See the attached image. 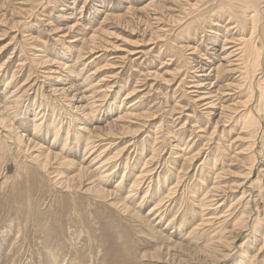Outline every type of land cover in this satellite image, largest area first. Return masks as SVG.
I'll list each match as a JSON object with an SVG mask.
<instances>
[{"label": "rangeland", "instance_id": "rangeland-1", "mask_svg": "<svg viewBox=\"0 0 264 264\" xmlns=\"http://www.w3.org/2000/svg\"><path fill=\"white\" fill-rule=\"evenodd\" d=\"M62 1L64 5L62 4L61 6L64 8V11L58 10L60 8L56 6V4L62 3L61 0H0V49H2L0 50V66L5 62V67L9 64L7 66H9L10 71L6 75L0 74V96L4 97L6 95V81L10 79L8 77H10L12 71L16 76L12 82L13 84L11 83L12 85H10L12 89L19 87L28 76L29 69L23 71L18 66L20 59L26 60V66L36 72L38 70L45 71L43 73L38 72L42 89H39L36 93L35 90H32L28 96H23L21 99L18 108L19 114L16 117V121H13L14 126L12 130L13 132L15 131L14 133H16V130L19 131L27 140L30 138L31 142L28 143V146L32 147L36 143L38 145L40 143L42 147H47V150L49 148L54 152H59L60 147L58 148L53 145L52 134L35 133L33 128L35 113L32 111L33 109L30 107V104H32L35 98L38 103L41 101L46 102L42 94L50 95L48 89H50L51 83L56 82L54 77L65 73V70L59 69L57 65H61L68 60L72 63L77 52H80L82 55L84 53V58L81 57V60L84 61L85 59L86 67L78 78L81 80L85 78L86 73H93L89 78L90 83L103 79L99 81L101 84L103 82L110 85L109 88H104L105 92H103L108 95L101 97L99 104L97 102V107L92 111L93 114L91 112L90 118L93 119H90V121L92 123L86 122V124L89 127L100 126V129H95V135L104 133L109 137L114 135L115 137L104 140L100 146H96L89 157V154L85 155L86 146L84 145V141H81L80 145H74V149L72 148L70 151L64 149L65 156L68 159L76 161V164H59L58 166V160L55 159V163H52L45 169L40 168L38 165L36 167L37 163L28 157L29 152L33 149L32 151L36 153V148L38 147H33L29 152L23 154V149L18 148L15 144L13 145L12 142H8L12 144V148L5 146L4 149L0 150V264H237L238 262V264H241L239 260L242 255V246L240 245L245 239L244 234L243 236L240 234L242 232L241 225H238L239 227L231 232L233 236H229L231 246L230 244L228 246L225 244L224 247H212L211 245L205 247L208 238L203 237V235L189 234L195 226L197 227L202 223L201 220L203 219L201 218L199 206L190 198L192 195L191 190L194 191V188L197 189V197L198 195L202 197L204 193V187L200 190L199 178H204L202 180L211 183V186L213 185V181H218L221 185H227L232 189L229 192L231 195L223 211L230 210L228 213H232V216H234L240 213L241 210V207H238L237 204L230 207L234 202L233 199L241 194L242 189H239L237 185L243 182L244 177H247L246 172L248 170H251V177L256 178L257 176H262V169H264V150L261 151L262 146H264V134L261 133L257 138V144L254 148L246 144L247 140L237 137L241 124L234 123V126L231 125L233 126V130L230 132V124L221 123L218 125L219 130L216 128L215 134L212 135L211 133L215 129L212 118L215 115H207L206 117L203 114L205 112L204 109L195 107L189 97L190 94L187 93L190 90L186 85L187 83H183V85L180 83V79L184 76V73H187V76L192 75L190 73V68L192 67L191 58L197 61L205 60L203 58L207 56V52L211 53V50L207 46L208 44H212L210 43L212 39H216L215 41L218 43L216 46L218 47L223 43V36H225L227 31L225 22H219L220 25L217 26L210 19L201 28L195 29L194 27L202 22V20H199V17L209 14L212 8H215L217 4L222 3L224 0L212 2L207 8L202 9L201 7L204 6H201L197 11V8L194 7L193 11L191 10V13L178 23L174 22L176 17L184 16L185 12H187L186 10H190L189 5L191 7V2L194 3L195 0L163 1L166 8L158 12L162 23H157L152 19L153 17L149 9L141 8L146 4L147 0H130V2L128 0V3L123 2L127 0H104L106 3H110V6L104 7L94 22L92 20H85L83 16L77 20L69 18L68 12H71V9L68 8V5L72 6L73 1L75 2V15L79 17L78 10L82 11L81 14L84 15L89 6H91L92 13L96 11L98 6L96 3L99 0ZM18 7H22V10ZM127 7H131L129 11ZM107 10L108 13L111 12L110 14L123 13L122 17L110 19L109 25H105L106 29L101 33L97 32L99 35L95 38V44L93 43L90 46L84 44L80 48V51L78 47L69 48L72 44L79 43L78 41L71 43L75 35H79L80 37L82 36L81 33H84L89 37L93 33L92 29L94 30L98 27V22L104 18V12ZM171 15L175 19L170 18ZM193 18H195V23H191ZM76 21L79 24L66 37L60 36L58 38V35L63 34V32H55L52 29L57 26L63 27V24L67 23L73 24ZM190 24L191 27L188 26ZM84 25H88L87 27L91 26V28L85 30L83 28ZM260 31L264 34L263 27H261ZM192 32L194 33V35H191L193 39H187L186 34ZM57 33L59 34L57 35ZM188 42L197 48H195L196 51L193 53L191 52L192 50L179 47ZM91 46L94 47L95 52L85 53L86 50L88 51V47ZM67 49L70 50L72 56L67 54L64 56L57 53V51L62 52L63 50L64 53H68V51H65ZM97 54L98 56L102 55V58L96 59ZM41 55L54 60L53 63L51 61L41 63L37 59ZM79 64L81 63H78L75 68L82 66H79ZM50 68L58 70V73H53L50 79L47 78L45 80L44 76H47L45 73ZM187 76L184 80L190 82L192 79ZM235 76L236 74H225L223 80L224 82H235ZM128 92L130 93L126 98ZM59 96L55 98L60 101L54 99L52 96L49 100V105H53V107L51 108L49 105L47 107L51 108L49 111L53 118L56 119V123L58 122L59 126H66L69 121L68 116H70V113H73V103H79L76 100L72 101L68 95ZM139 99L142 101L140 106H138L140 107L139 111L143 112L145 116L137 122L138 124L132 125L129 128V132H126V128L122 130L119 125L111 123V120L116 118L117 114L127 111L128 108L126 107L129 106V103ZM230 102L233 101H229L228 103ZM64 103L69 106L67 107ZM121 103L123 105L120 109L115 108V106H119ZM62 106H66L65 110L61 108ZM33 108L36 109L37 107ZM214 111L219 112L221 110L216 108ZM76 112L73 114H76L78 117L83 115L82 111H78V115ZM215 119H217V116ZM185 121L186 123L183 125ZM7 122L9 123V121ZM196 122L198 125H201L202 129L198 133L204 137H211L209 141L204 137L195 138V132H193L195 130L191 125ZM73 124L76 127L78 125V123L74 122ZM139 124L142 126H139ZM157 125H159L158 130L160 132L157 130L158 132L155 135ZM183 126L185 127L183 128ZM262 126L264 128V124ZM137 129V133L134 134ZM221 129L226 130L222 139L219 137ZM2 130L0 127V134L3 133H1ZM193 138L195 144L191 148L192 150L196 149V147V150H198L206 142L208 144L205 148H202L198 157H195L191 162H186L187 169H183L179 173V168L184 160L178 158L179 160L176 159L174 161L172 159L174 158L173 152H182L183 149L181 150V148L191 142ZM112 139H115V143L108 150L111 152L110 155L115 154L120 147L127 145V143L128 147L123 154L118 156V158H121L120 160H123H119V162H122L120 165L119 163L118 165L111 163V168L109 165V167L107 166L108 169L110 168V179L103 185L105 188L112 191L116 190L119 194L123 192L122 197L125 194L127 195L129 187L135 179L134 177L140 174L142 170L144 158H148L152 147L157 146L156 158L159 160V163L161 160L163 162L162 174L167 173V171L170 174L169 171L172 170L173 174L179 175V178L182 177L178 187L183 186V189L177 191L178 193L175 192L174 195L170 196L171 198H167V195L163 194L164 184L160 183L157 185L156 180L150 182L149 185H147L148 180L147 183H141L138 185V194L135 192L134 197L132 196L134 200L128 201L132 204L133 208L136 207L134 211L141 217L138 218L132 213L127 215L121 214L118 208L110 205L107 197H101L95 192V189L84 190L87 188L88 181L86 182V180L89 177L93 176L95 181L98 179L97 172L93 171L94 166H91L92 169L90 168L92 174L87 173L88 170L85 169L86 176H78L75 179H71L68 187L62 186L61 188V186H57L52 182L49 173L51 168H53L51 170H61L64 176L68 173L73 174V170L76 173L79 168L78 165L88 164L95 154ZM129 142H134L135 144L131 145ZM216 142L221 144V149H219L220 151L218 150L221 157L218 156L219 158L217 157L216 159L217 165L215 166V171H218L221 161H224L226 162L224 164V171L222 170L224 173H219L221 176L218 174L215 178L216 174L205 171L201 176L199 165L206 157L208 151H210V154H208L210 157L216 154V147H218ZM172 144H180L182 146L173 150L171 148ZM135 145H137L136 150L138 151H133ZM240 149H243V151L238 153ZM141 150L146 153L143 154L144 158L139 161L137 160L139 159V154L143 153L140 152ZM257 150H260V153L255 155L257 160L253 163L251 162L254 157L253 153ZM129 152L132 154L127 156ZM84 157L86 160L83 159ZM130 157L133 158L131 159ZM251 163L252 165L255 164L252 169L250 168L252 166L250 165ZM53 165H56V167L54 166V168ZM132 168H134L133 172ZM41 169L45 173L40 171ZM209 175L211 176L210 181L208 179ZM174 176L170 174V180L168 179V184L166 185L170 186L171 182L175 181ZM119 179L123 180V184L119 186L120 188H115ZM166 185L165 187H167ZM146 190L149 191L146 192ZM250 192L252 194V191ZM160 197L162 201L159 207L157 206L158 210L149 213L150 208L153 207L157 199L160 200ZM146 198L149 199L147 200ZM263 198L264 195L262 194L261 199ZM263 201H259V199L253 201L251 205L253 207L246 210L249 221L256 218L257 210L255 207L260 204L263 205ZM223 211L215 216H219ZM258 211L262 213L259 208ZM249 216L251 217L249 218ZM215 226L218 227L216 223ZM231 229V223H222L223 232L226 233ZM237 231L240 232V235H238ZM196 233L199 234V231ZM210 233L213 234L214 231L213 233L210 231ZM210 233L209 235H211ZM255 234H258L257 231ZM255 241L257 240H253L250 247L257 251L263 240L259 239V241ZM212 251L214 252L212 253ZM259 258L260 260L263 259L262 256H259ZM244 260L247 262V257H244Z\"/></svg>", "mask_w": 264, "mask_h": 264}, {"label": "bare ground", "instance_id": "bare-ground-1", "mask_svg": "<svg viewBox=\"0 0 264 264\" xmlns=\"http://www.w3.org/2000/svg\"><path fill=\"white\" fill-rule=\"evenodd\" d=\"M163 1H168V0H147L146 4L143 5L141 8L149 9L150 13L152 14V17H153L152 19L154 21H156L157 23H162V21H161L162 19L160 16H158V14H159L158 12H160V10L166 8V6L163 4ZM215 1H217V0H195L194 3H192L190 1L192 5H191V7L189 5L190 10L189 11L186 10L187 12H185L186 14L184 16H179V17H176V19H175V18H173L174 16L171 15L170 18L172 17L173 19H175L174 22L178 23V22L182 21L185 18V16H188L191 13V10L193 11L194 7L197 8L196 9V11H197L200 9L199 7L204 6L201 8L202 9L207 8V6H210L212 4V2L215 3ZM61 2H62L61 4H56V6L58 8H60L58 10L64 11V8L61 6L62 4L64 5V2L62 0H61ZM123 2L128 3V0L123 1ZM129 2H130V0H129ZM96 4L98 6L96 8V11H93V13H92V10L90 9L91 6H89V8L86 10L84 15L81 14L82 11L78 10L79 17H76V15H75L76 9L74 6L75 2L73 1L72 6L70 4L68 5V8L71 9V12H68L69 18H73V19L75 18V20H77V19L82 18V16H83L85 18V20H92L94 22V20H96L97 17L99 16L98 14L103 11V8L110 6V3H106V1H104V0H99V2H97ZM119 6H121V5H119ZM127 8L129 11V9L131 7H127ZM19 9L22 10V7H20ZM110 13H108V10L104 12V18L98 22L99 25L97 28H95L94 30L92 29L93 33L89 37H87L84 33H81L82 36H80V37H79V35H75L74 38L72 39L71 43L77 42V41L79 43L72 44L71 46H69V48L78 47L79 51H80V48H82L84 44H87L89 46L91 44L93 45V43L96 41L95 38L97 37V35H99L97 32L101 33L102 31H104L106 29L105 25H107V24L109 25L110 19H113V18L118 19V18L122 17V14H123V13L120 14L118 12H117L118 14H110ZM91 14H93V15H91ZM192 14H194V13H192ZM209 14L199 17V20L200 21L202 20V22L199 23L200 22L199 21L198 22L199 24L197 23L198 25L194 28L195 29L201 28L205 24V22H207L210 19H211V21H214L213 24L217 25V26L220 25L219 22H222V23L225 22L224 24H226L225 27L227 26V28H226L227 31H226L225 36H223L224 37L223 43L221 44L220 47H218V46H216V45H218V43H216L217 41H215L216 39H212V41L210 43H212L214 45L208 44L207 48L211 50V53L207 52V54H206L207 56L205 58H203L205 60L197 61L196 59L191 58L192 59V61H191L192 67L190 66L191 67L190 73H192V75L187 76V73H184V76L180 79V83L182 85H183V83H187L186 85L188 86V89H190L187 93L190 94L189 97L191 98L193 105H195V107H201L202 109H204L205 112H203V114H205L206 117H207V115L208 116L215 115V117L217 116V119H215V117L212 118V120L215 124L214 125L215 129L211 133L212 135L215 134L216 128H218V130H219L218 125L221 123H223V124L225 123L226 125L229 123L230 126L231 125L234 126V123L241 124L240 129H239V135L237 137H241L242 139L247 140L246 144L250 147L253 146V148H254V146L257 144V142H256L257 138L260 136L261 133L264 134V128L262 126V124H264L263 123V121H264V119H263L264 118V34L261 33V31H260L261 27H263V32H264V0H224L222 3L217 4L215 8H212ZM212 17H214V18H212ZM192 22L195 23V18H193L191 20V23ZM90 23H91V21H90ZM78 24H79V22L76 21L73 24H68V23L63 24V27H61V26L55 27L54 26L55 28H52V29L55 30V32H63V34H61V35H58L59 33H57V35L59 36L58 38H60V36L66 37V36H68L69 32L71 30H73V28H75ZM87 26L84 25L83 28L85 30L91 28V26L90 27H87ZM188 26L191 27V24ZM189 29H191V28H189ZM29 35H31V34H29ZM191 35H194V33L193 32L187 33L186 38L189 40L190 39L192 40L193 37ZM195 35H196V32H195ZM221 35H223V34H221ZM219 37H220V35H219ZM258 42L260 43L259 45H258ZM179 47L183 48V49L186 48V49L192 50L191 51L192 53L194 51H196L195 50L196 46L192 45L190 42H188L184 45H181ZM98 48H97V50H98ZM0 50H2V49H0ZM58 51H59V49H58ZM58 51H57L58 54H62L64 56H66V54H67V55L72 56L70 50H68V49L65 51H68L69 54L67 52L64 53L63 52L64 50L62 52H58ZM86 51H85V53H88V52L94 53L95 52L94 47H92V46L88 47V51L87 52ZM99 51H101V50L99 49ZM99 51H97V52H99ZM210 54H211V56H210ZM45 55H41L40 58H37V59H39L41 63L46 62V61H49V62L51 61L53 63L54 60H50V58L45 56ZM83 55H84V53H83ZM83 55H82V53L77 52V55L74 57V61H72V63L70 62V60H68L69 62L66 61L65 63H62L61 65H57V67L59 69L60 68L64 69L65 73L54 77L56 79V82L51 83L50 89H48V92L50 93V95L41 93L42 96L44 95L43 99H45L46 102L41 101L40 103H38L36 101V98H35L33 100L32 104H30V107H32V109H33L32 111H34V113H35V116H34L35 119L33 121V128L35 130V133H37V134L38 133L39 134L45 133L46 135L48 133L52 134L53 145L55 147H58V148L60 147L59 152H54V151L50 150L49 148L47 150L46 149L47 147H45V148L42 147L40 143H39V145L37 143L35 145H33L34 144L33 143V144H31V145H33L32 147L28 146V143L31 142L30 141L31 139L28 138V140H27L23 137L24 135H22L19 131L16 130V133H14L15 131L13 132V130H12V128L14 126L13 121H16V119H17L16 117L19 114L18 108L20 106V102H21V99L23 98V96H28V94H30L29 92H31L32 90H35V93H36V91H39V89H42V86L40 85V82H39V81H41L39 79V73L42 72V70L41 71L38 70L36 72L32 68H30V67L28 68V66H26L27 61L24 59L23 60L20 59L19 63L18 62L17 63H18L19 68L22 69L23 71H26L25 69H29L28 76L21 83V85H19V87L12 89L10 87V85L13 84L12 82L14 80V77H16L15 73H13V71H12L10 77H8L10 79L8 81H6L7 82L5 85L6 95L4 97L0 96V127H1V129H3L5 131V133H4V131L2 130L1 133L3 132L2 133L3 135L0 134V135H2V136H0V140H1L0 141V150L4 149L5 146L7 148L8 147L12 148L11 147L12 144H9L8 142H12L13 145L15 144V146H17L18 148L23 149L24 150L23 154L25 152H29L30 149L33 147H38V148H36V153H34L32 151L33 150L32 149L29 152L28 157L32 161H35L37 163L36 167L38 165L40 168L45 169V168H48V166H50L52 163H55V159L58 160V166H59V164H65V165L66 164H68V165L76 164L77 163L76 161L68 159L65 156L64 149H66L67 151H70V150H72V148L74 149V145H78L81 141L82 142L84 141V145L86 146L85 155L89 154L88 155V157H89L92 154V152L96 146H98V145L100 146L104 140H108L110 138L115 137V135L109 137L108 135H106L104 133L95 135V132H94L95 129H100V126L89 127V125L86 124V122L92 123L90 121V119H93V118H90L91 112L94 111L95 107H97L96 103L98 102V104H99L101 97L108 95L107 93H103V92H105L104 88H109L110 85L104 84L103 82H102V84H103L102 85L99 81L103 80V79H100V80H97L95 82L90 83L91 81H89L90 80L89 78H90L91 74H93V73H88V74L86 73L85 78H83L81 80L78 78L79 75H81V73H83V70L86 67L85 66L86 65L85 59H84V61L81 60L82 58H84ZM102 55H103V53H102ZM102 55L98 56V54H97V56L96 57L94 56V57L97 59V58L101 57ZM92 60H94V59H92ZM78 63H81V64H79V66L80 65H82V66L80 68L79 67L75 68V66H77ZM7 65H9V64H7ZM7 65L5 67V62L2 63V65L0 66V72H1L0 74L3 73V75H6L7 73L10 72L9 66H7ZM54 67H56V66H54ZM14 72H15V70H14ZM43 72H45V71H43ZM35 73H37V74H35ZM53 73H55V74L58 73V70L56 71V69L53 70V68H50L45 73V75H47V76H44V75H41V76H44L45 80H46L47 78L50 79L52 77L51 75H53ZM225 74H236L235 82H224L223 76ZM33 76H35V77H33ZM186 76L191 77L190 79H192V80H190V82H186L184 80V79H186ZM130 92H132V91H130ZM130 92H128L126 94V98ZM54 95H56V96H59V95L67 96L68 95V97H70L72 99V101L76 100V102L79 104L73 103L72 112L74 113L75 111H77L76 113L78 115V111H82L83 115L81 113H79L82 116L78 117V116H76V114L70 113V116H68L69 121L67 122V125L66 126H64V125L59 126V124H57L58 122L56 123V119L53 118L52 114L49 111L53 107V105H49L50 104L49 100L51 99L52 96L54 97ZM55 97H54V99L59 100ZM54 99H53V102H54ZM140 100L141 99L129 103V106L126 107V108H128L126 112H123V110H122L123 113H121V114L116 113L117 117L114 118L113 120H111L112 121L111 123L112 124L115 123L116 125H119L122 128V130L124 128H126L127 129V130L125 129L126 132H129V128H131L132 125L138 124L137 122L145 116V114L143 112L139 111L140 107H138V106H140V104L142 102ZM229 101H233V102L228 103ZM64 104L67 107L69 106L66 103H64ZM113 104H115V103H113ZM48 105L51 106V108L47 107ZM122 105H123V103H121L119 106H115V108L117 107L118 109H120L122 107ZM35 106L37 107L36 109L33 108ZM217 106H219V107H217ZM65 107L62 106L61 108L62 109L64 108V110H65ZM216 108H219L221 111L215 112L214 110ZM141 111H143V110H141ZM54 112H53V114H54ZM92 114H93V112H92ZM189 116H190V114H189ZM191 116H192V114H191ZM223 116H225V117H223ZM7 121H9V123ZM226 121H227V123H226ZM73 122L78 123L77 127L73 124ZM185 123H186V121L184 122L183 125H185ZM161 124H163V123H161ZM159 125H157V129L155 128L156 129L155 135L159 131L158 130ZM139 126H142V125L139 124ZM191 126L195 130V131L192 130L193 132H195V138L204 137L203 135L201 136L198 133L202 130L201 125H198L196 122L195 124H192ZM233 126H231V128H229L230 132L233 130V128H232ZM184 127L185 126H183V128ZM15 129H17V128H15ZM137 131H138V129L135 130L134 134H136ZM192 131H191V133H192ZM225 132H226V130L220 131L221 135L219 137L221 139H222V137H224L223 135ZM115 133H117V132H115ZM126 134L128 135V133H126ZM160 137H162V136H160ZM44 138H45V135H44ZM155 138L158 140L157 137H155ZM204 138H206L207 141H209L211 139V137H204ZM114 140L115 139L110 140L100 151H98V153L95 154V156L92 158V160H90L88 162L89 165L88 164L78 165L79 168H78L76 173L73 170V174L68 173L67 175L64 176V173L61 170H59V169L51 170V169H53V168H51L50 172H49L50 173V179L52 180V182L55 185L61 186V188H62V186L68 187L69 183L71 182L70 181L71 179H75L78 176L85 177L87 173L92 174L91 173L92 170H90V168H91V166H94L93 171L97 172L98 179L95 181L93 179V176L89 177L86 180V182L88 181L87 186H86L87 188L84 190L95 189L96 191L95 190L94 191L97 192V194H99L101 197H104V198L107 197L108 200L110 201V205L114 206L115 208H118L119 212L121 214L127 215L129 213H132L135 217L137 216L138 218H141V217L137 212L134 211L136 207L133 208L132 204L128 201H131L133 199L132 196L137 193L138 185H140L141 183H147L149 181L147 184V185H149L150 182L156 180L157 185H159L160 183L164 184L163 194L164 195L166 194L167 198L170 197L171 195H174L175 192L183 189V186L178 187L181 183L180 179L182 177L179 178V175L177 176L176 174H173L174 172H172V170H170L169 172L172 176L175 175L174 176L175 181L171 182L170 186L166 185V184H168L167 182H168V179L170 178V174H168V171H167V173L162 174L163 162L161 160L159 163V160L156 158L157 157V150H158L157 146H156L157 149L155 146H153L152 149L150 148L151 153L149 156L147 155L148 158H144L143 154L146 153L145 151L141 150L140 152H143V153H140V154L138 153L139 159H137V160L140 161L141 159L144 158L142 170H141L140 174H138V175L135 173L137 176L134 177L135 179L132 181L127 195L125 194V196L122 197L123 192H122V194H119L114 189H113L114 191H112V190L105 188L103 185H105V182H107L110 179V173H109V169L111 168L110 164L115 163L118 165V163H119V165H120V163H122V162H119V160L121 158L120 157L118 158V156L120 154H123V152H125L127 150V147H128V143H127V145L120 147L119 150L117 152H115V154L113 153L112 155H110L111 152H109L108 150L115 143ZM167 140H168V138H167ZM236 140H238V139H236ZM6 142H7V145H6ZM26 143H27V145H25ZM129 143L131 145L135 144L134 142L133 143L129 142ZM216 143L218 145V147H216L217 148V152H215L216 154L215 155L213 154V155H211L212 157H210V155H208V154H210V151H208L206 154V157L204 158V160L199 165L200 166L199 170L201 172L200 173L201 176L205 171H207L208 173L216 174L215 178L219 173H224V172H222V170L224 169V167H225L224 164L226 162L221 161V160H220L221 166L219 167L218 171H215V166L217 165L216 159L218 156L221 157V155L219 154V151H220L219 149H221V144L218 142H216ZM194 144H195V140L193 138V140L191 142H189L186 146L184 145L183 148L180 147V146H182L180 144H172L171 145V148L173 150L178 149V148H181V150L183 149L182 152H173L175 159L174 158H172V159L174 161L178 158H181L184 160L183 164L179 168V173L181 171H183V169H187L186 162H188V161L191 162L195 157H198L202 148H205L206 145L208 144V142H206V144H204L198 150H196L197 147H196V149H193V150L191 149V148H193ZM155 145H157V144H155ZM136 146L137 145H135V148L133 149V151H138V150H136ZM229 146H230V144H229ZM244 146H246V145H244ZM159 148H161V147H159ZM209 149H207V150H209ZM243 149L245 150L244 147H243ZM243 149H240L239 152L238 151L237 152L240 153L243 151ZM23 150H21V151H23ZM253 150H255V149H253ZM263 150H264V146H262L261 151H263ZM78 151H81V150H78ZM45 152H47V153H45ZM259 153H260V150L254 151V153H253L254 157L252 158L251 162L254 163L257 160L255 155L259 154ZM131 154L132 153L129 152L127 154V156H130ZM85 157L83 158L84 160H86V158H87V157L86 158ZM120 161H123V160H120ZM153 161H154V163H152ZM155 161H157V162H155ZM167 161H169V160H167ZM165 162H166V159H165ZM108 165L110 166L109 169L107 168ZM250 165H252V163ZM54 166L56 167V165H53V167ZM254 166H255V164L252 165L250 168L252 169ZM85 169L88 170L87 173L85 172ZM133 170H134V168H132V172H133ZM40 171L45 173L42 169ZM45 171H47V170H45ZM114 172H115V170H114ZM130 172H131V170H130ZM51 174H53V175L51 176ZM212 174H211V176H213ZM246 174H247L246 175L247 177L243 176L244 177L243 182H241L239 185H237V187H239V189H242L241 194L239 196H237L235 199H233L234 202L230 205V207H232V206L237 204L238 207H241L240 213H237L234 216H232V213L231 214L228 213L230 210L223 211V209L225 208V205L228 202L229 197L231 195L229 192H231L232 189H230L227 185H225V186L221 185V183L220 182L218 183V181H213L212 182L213 185L211 186V183H207V182H205V180H202L204 178H201V179L199 178V180H198L199 184H200L199 187H200V190L202 187H204V193H203L202 197H199V195L197 197V194H198L197 189L194 188V191L191 190L192 195L190 198H192L193 202L199 206L201 218H203V219L201 220L202 223L199 224L197 227L195 226L193 231H191L189 234L201 235V236L203 235V237L208 238L207 245L205 247H209L210 245L212 247H220V246L224 247L225 244H227L226 246H228L231 243L229 240L230 237L233 236L231 234V232L234 231L235 228H238L239 227L238 225H241L242 232L240 233L237 231V233H238V235L242 234V236L244 234L245 239L240 245V246H242L241 247L242 248V255H241V258L239 261L241 262V264H264V231H263L264 230V204L263 205L260 204L259 206L255 207V209L257 210V216L252 221H249L248 216L246 215V210L248 208L253 207V206H251L253 201H256L257 199H259V201L264 200V198L261 199L262 194L264 195V193H263L264 169H262V176H257L256 178L251 177V170H248L246 172ZM211 176L209 175V177H208L209 181H210ZM155 177H156V179H154ZM122 184H123V180L119 179V181H117V184L115 185V188H118ZM73 185H75V184H73ZM165 185L167 187H165ZM160 189H162V188H160ZM149 190H150V188H149ZM149 190H146V192H148ZM198 190H199V188H198ZM82 191H83V189H82ZM250 191H252V194ZM199 192H201V191H199ZM86 193H88V192H86ZM88 194H90V193H88ZM155 195H156V193H155ZM147 200H145V201H147ZM164 200H165V198H164ZM142 201H144V200L142 199ZM161 201H162L161 197H160V200L157 199L156 203L153 205V207L150 208L151 210H149V213L154 211V210H158L157 208L159 207ZM175 202H177V201H175ZM136 203H137V201H136ZM173 204H175V203H173ZM140 205H142V204H140ZM161 206H163V205H161ZM243 207L245 210L243 209ZM165 208H167V207L165 206ZM258 208H259V210L262 211V213H260L258 211ZM163 209H164V207H163ZM188 211H189V209H188ZM222 211H223L222 214H220L219 216H215L216 214H218ZM226 211H227V213H226ZM178 212H179V210H178ZM163 215H164V213H163ZM250 217L251 216H249V218ZM171 221H172V219H171ZM224 222H226L228 224L231 223V225H232V229L228 230L226 233L223 232V230H222V223H224ZM215 223H216V225H218V227L215 226ZM197 231H199V234L196 233ZM210 231H212V233L214 231V233L211 234ZM256 231L258 234L254 235V233ZM245 232H247L246 235H245ZM209 233L211 235H209ZM234 234H236V233H234ZM259 239H262L263 243L257 248V251H256L254 248L250 247V244L253 242V240L259 241ZM257 241H255V242H257ZM230 246H231V244H230ZM211 250H213V249H211ZM214 250H216V249L214 248ZM219 250L221 251V249H219ZM213 252L214 251H212V253ZM156 256H158V255H156ZM259 256H262L263 259L262 260H260V258L258 259ZM244 257L245 258L247 257V262L244 260Z\"/></svg>", "mask_w": 264, "mask_h": 264}]
</instances>
